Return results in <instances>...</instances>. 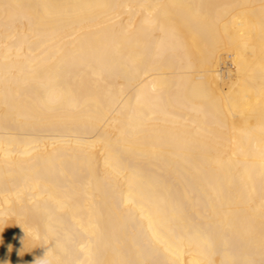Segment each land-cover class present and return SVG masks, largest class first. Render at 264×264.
Here are the masks:
<instances>
[{"label":"bare ground","instance_id":"1","mask_svg":"<svg viewBox=\"0 0 264 264\" xmlns=\"http://www.w3.org/2000/svg\"><path fill=\"white\" fill-rule=\"evenodd\" d=\"M264 264V0H0V264Z\"/></svg>","mask_w":264,"mask_h":264},{"label":"clouds","instance_id":"2","mask_svg":"<svg viewBox=\"0 0 264 264\" xmlns=\"http://www.w3.org/2000/svg\"><path fill=\"white\" fill-rule=\"evenodd\" d=\"M35 264H54V259L49 255L47 251L46 255L42 259H37Z\"/></svg>","mask_w":264,"mask_h":264}]
</instances>
